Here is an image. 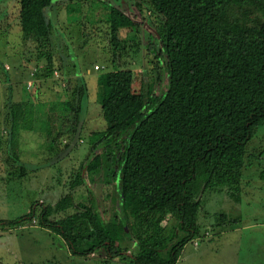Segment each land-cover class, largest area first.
<instances>
[{
  "label": "trees",
  "instance_id": "obj_1",
  "mask_svg": "<svg viewBox=\"0 0 264 264\" xmlns=\"http://www.w3.org/2000/svg\"><path fill=\"white\" fill-rule=\"evenodd\" d=\"M51 1L18 0L21 39L32 40L39 50L51 43L45 14ZM134 1L156 16L159 45L157 52L150 50L163 60L166 86L159 94L135 89L134 75L126 68L100 75L97 99L106 126L89 134L92 146L103 141L104 148L99 154L92 149L84 165L89 176L106 171L117 181L121 215L103 221L90 201L52 220L53 212L71 206L67 194L54 205L39 203L38 225L80 256L103 251L106 258L127 257L132 264H175L198 233L200 194L225 188L239 201L245 148L264 122V0ZM105 22L114 51L126 43L121 29L136 33L132 19L117 8H110ZM44 57L50 70V53ZM63 86L62 115L68 123L67 118H74L68 128L76 136L86 84L78 77L73 86L70 81ZM33 114L34 104L8 105L3 146L10 165L18 163L12 145L19 131L31 129ZM14 168L24 173L22 163ZM80 174L76 172L72 187L82 183ZM259 177L264 180V169ZM34 207L32 203L25 215L0 220V225L13 228L32 221ZM239 221L223 213L216 219L226 225ZM125 241L134 245V253H126Z\"/></svg>",
  "mask_w": 264,
  "mask_h": 264
},
{
  "label": "rangeland",
  "instance_id": "obj_2",
  "mask_svg": "<svg viewBox=\"0 0 264 264\" xmlns=\"http://www.w3.org/2000/svg\"><path fill=\"white\" fill-rule=\"evenodd\" d=\"M18 6V0H0V220L25 215L32 203L35 217L13 228L0 225V264H132L127 257L106 258L103 251L88 256L72 253L63 239L38 225L37 215L42 208L39 203L54 205L67 194L71 206L53 212L52 220L90 201L103 221H109L115 213L121 215L117 181L106 171L89 176L84 166L92 149L99 154L104 148L103 141L92 146L89 134L106 126L97 99V79L107 71L126 68L134 75L135 89L150 88L155 94L164 90L163 60L152 52H157L159 45L154 39L156 16L145 4L134 0H52L45 12L52 27L51 43L39 50L32 40L21 39ZM111 7L130 17L136 29V33L120 30L126 43L115 51L105 22ZM47 51L52 61L50 70L44 57ZM78 77L84 80L87 90L78 115L77 135L71 136L68 127L74 118H67L69 123L64 121L59 101L65 99L63 85L70 81L73 86ZM33 79L28 88L27 81ZM12 102L34 104L31 129L25 130L31 131L33 124V134L19 131L12 145L19 157L17 162L24 165L23 174L14 168L18 163L7 162L6 148L5 153L2 150L7 132L3 119ZM58 131L62 134L55 139ZM262 169L264 122L245 148L238 203L225 188L200 194L198 233L185 244L175 264H264ZM77 171H81L82 183L72 187ZM220 213L239 217L240 221L235 225L218 223ZM172 223L168 221L166 226ZM123 246L127 254L135 252L131 242L125 241Z\"/></svg>",
  "mask_w": 264,
  "mask_h": 264
},
{
  "label": "built area",
  "instance_id": "obj_3",
  "mask_svg": "<svg viewBox=\"0 0 264 264\" xmlns=\"http://www.w3.org/2000/svg\"><path fill=\"white\" fill-rule=\"evenodd\" d=\"M6 68H8L7 66H6ZM55 74H56V72H54ZM31 85H33L32 84V81L30 82V81H27V86H28V88L31 86Z\"/></svg>",
  "mask_w": 264,
  "mask_h": 264
},
{
  "label": "crops",
  "instance_id": "obj_4",
  "mask_svg": "<svg viewBox=\"0 0 264 264\" xmlns=\"http://www.w3.org/2000/svg\"><path fill=\"white\" fill-rule=\"evenodd\" d=\"M33 127H34V125L32 124V130L31 131H25V132H31L32 134H33ZM3 150V152L5 153V150H4V148L2 149ZM30 161H31V159H30Z\"/></svg>",
  "mask_w": 264,
  "mask_h": 264
}]
</instances>
